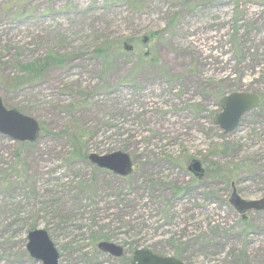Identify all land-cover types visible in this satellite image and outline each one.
Segmentation results:
<instances>
[{
    "label": "rangeland",
    "instance_id": "374dc122",
    "mask_svg": "<svg viewBox=\"0 0 264 264\" xmlns=\"http://www.w3.org/2000/svg\"><path fill=\"white\" fill-rule=\"evenodd\" d=\"M51 53L61 66L17 85L20 66ZM233 93L261 104L226 134L214 119ZM0 98L41 126L34 144L0 134V264H43L33 230L59 264H131L139 250L264 264V211L230 203L235 189L264 199V0H0ZM117 152L128 177L89 160Z\"/></svg>",
    "mask_w": 264,
    "mask_h": 264
},
{
    "label": "water",
    "instance_id": "95a60500",
    "mask_svg": "<svg viewBox=\"0 0 264 264\" xmlns=\"http://www.w3.org/2000/svg\"><path fill=\"white\" fill-rule=\"evenodd\" d=\"M56 1V0H52ZM68 1V0H60ZM76 1V0H69ZM157 34L150 35L141 40L145 45L153 41ZM126 51L133 50L132 46L124 45ZM260 98L249 93H233L223 98L221 102L222 112L218 114L214 122L226 134L235 132L242 118L252 110L260 106ZM0 134L13 142L36 143L41 135V126L35 119L23 115L16 109L6 108L0 98ZM89 160L100 169L113 172L120 177H128L133 172V162L129 155L117 152L108 156L90 155ZM189 171L195 177L201 179L205 176V169L200 161L194 160L190 164ZM230 203L241 215L249 211H264V199L260 201H245L235 189ZM97 248L104 254L114 258H121L124 254L123 248L109 242H101ZM27 251L31 258L43 264H59L60 255L50 235L45 230H33L28 234ZM131 264H184L175 258L159 257L149 251L139 250L135 252Z\"/></svg>",
    "mask_w": 264,
    "mask_h": 264
},
{
    "label": "trees",
    "instance_id": "16d2710c",
    "mask_svg": "<svg viewBox=\"0 0 264 264\" xmlns=\"http://www.w3.org/2000/svg\"><path fill=\"white\" fill-rule=\"evenodd\" d=\"M98 52H101V55H107L109 56L110 50L104 51V50H98ZM63 63V59L61 56L55 53L49 54V56L44 60H38L36 62H33V64L30 65H22L20 66V73L22 75L21 79L17 81V85L24 86L32 81L37 80L41 74L42 70H45L50 65H57L61 66ZM33 229V228H32Z\"/></svg>",
    "mask_w": 264,
    "mask_h": 264
},
{
    "label": "flooded vegetation",
    "instance_id": "af4514ba",
    "mask_svg": "<svg viewBox=\"0 0 264 264\" xmlns=\"http://www.w3.org/2000/svg\"><path fill=\"white\" fill-rule=\"evenodd\" d=\"M123 252H124V254H123V256H124V255H125V250H124V249H123ZM123 256H122V257H123ZM122 257H121V258H122ZM133 257H134V256H133ZM119 259H120V258H119ZM132 259H133V258H132Z\"/></svg>",
    "mask_w": 264,
    "mask_h": 264
}]
</instances>
